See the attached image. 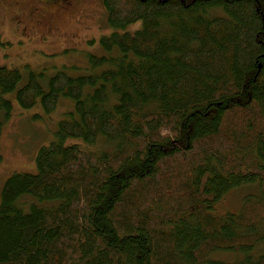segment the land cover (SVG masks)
Returning a JSON list of instances; mask_svg holds the SVG:
<instances>
[{"label":"trees","instance_id":"trees-1","mask_svg":"<svg viewBox=\"0 0 264 264\" xmlns=\"http://www.w3.org/2000/svg\"><path fill=\"white\" fill-rule=\"evenodd\" d=\"M102 1L110 27H141L103 36L88 72L0 66V136L13 92L74 100L2 187L0 264H264V0Z\"/></svg>","mask_w":264,"mask_h":264},{"label":"rangeland","instance_id":"rangeland-1","mask_svg":"<svg viewBox=\"0 0 264 264\" xmlns=\"http://www.w3.org/2000/svg\"><path fill=\"white\" fill-rule=\"evenodd\" d=\"M13 5L27 27V35H20L11 19L0 18V66L19 68L21 71L31 68L52 75L66 69L74 75L86 73L88 56L104 53L101 44L103 36L115 31L134 33L141 27V22L124 30L110 27L102 0H80L73 10L60 15L39 7L36 0H14ZM8 97L13 101V113L0 136V200L2 187L9 176L16 172L37 171L39 148L54 139L60 120L68 111L74 110V100L66 97L51 113H47L40 103L30 109L23 108L14 92ZM77 141L82 140L70 139L68 143ZM102 146L103 143L85 145L88 150H98ZM259 190L258 186H251L231 192L218 204V212L236 210L245 195L258 193ZM262 252L264 243L256 246L254 255ZM212 257L233 261L241 256L236 252L216 251Z\"/></svg>","mask_w":264,"mask_h":264},{"label":"flooded vegetation","instance_id":"flooded-vegetation-1","mask_svg":"<svg viewBox=\"0 0 264 264\" xmlns=\"http://www.w3.org/2000/svg\"><path fill=\"white\" fill-rule=\"evenodd\" d=\"M14 0H0V18H9L16 24L20 35H27V27L19 16V11L13 5ZM80 3V0H36L39 7L50 10L54 15H60L64 11L74 9Z\"/></svg>","mask_w":264,"mask_h":264}]
</instances>
